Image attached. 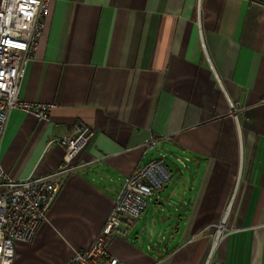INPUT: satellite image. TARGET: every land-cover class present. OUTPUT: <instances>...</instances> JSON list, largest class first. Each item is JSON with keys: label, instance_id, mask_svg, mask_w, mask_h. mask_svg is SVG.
Wrapping results in <instances>:
<instances>
[{"label": "crops", "instance_id": "obj_1", "mask_svg": "<svg viewBox=\"0 0 264 264\" xmlns=\"http://www.w3.org/2000/svg\"><path fill=\"white\" fill-rule=\"evenodd\" d=\"M19 100L51 108L9 113L7 176L72 170L12 264L89 247L124 179L157 158L170 180L110 241L119 264H264V0H48ZM77 124L91 134L70 153Z\"/></svg>", "mask_w": 264, "mask_h": 264}, {"label": "built area", "instance_id": "obj_2", "mask_svg": "<svg viewBox=\"0 0 264 264\" xmlns=\"http://www.w3.org/2000/svg\"><path fill=\"white\" fill-rule=\"evenodd\" d=\"M48 0H0V144L13 109L46 119L51 105H30L19 100V87L27 63L34 57ZM233 111V110H232ZM91 130L77 124L60 143L70 153L77 151ZM155 141L147 144L154 146ZM81 163V161H80ZM72 168L60 167L52 174L20 181L10 179L0 165V264H12L15 242H30L59 193L63 176ZM170 180L163 158L149 161L124 179L111 212L89 247L74 251L65 264H119L108 251L116 235L126 236L143 214L147 201ZM224 223L216 227L214 244L224 237Z\"/></svg>", "mask_w": 264, "mask_h": 264}, {"label": "rangeland", "instance_id": "obj_3", "mask_svg": "<svg viewBox=\"0 0 264 264\" xmlns=\"http://www.w3.org/2000/svg\"><path fill=\"white\" fill-rule=\"evenodd\" d=\"M167 160H169V159H167ZM218 225H219V224H218ZM225 233H226V232H224V235H225ZM215 234H216V233H215Z\"/></svg>", "mask_w": 264, "mask_h": 264}, {"label": "trees", "instance_id": "obj_4", "mask_svg": "<svg viewBox=\"0 0 264 264\" xmlns=\"http://www.w3.org/2000/svg\"><path fill=\"white\" fill-rule=\"evenodd\" d=\"M258 1H260V0H258Z\"/></svg>", "mask_w": 264, "mask_h": 264}]
</instances>
